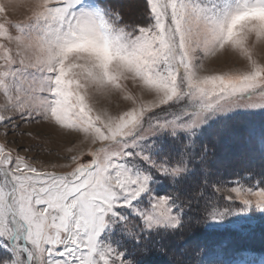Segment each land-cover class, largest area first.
<instances>
[{
  "label": "snow or ice",
  "instance_id": "1",
  "mask_svg": "<svg viewBox=\"0 0 264 264\" xmlns=\"http://www.w3.org/2000/svg\"><path fill=\"white\" fill-rule=\"evenodd\" d=\"M33 123L67 163L22 154ZM0 129V264H146L196 229L195 264H264V0H0Z\"/></svg>",
  "mask_w": 264,
  "mask_h": 264
},
{
  "label": "rangeland",
  "instance_id": "2",
  "mask_svg": "<svg viewBox=\"0 0 264 264\" xmlns=\"http://www.w3.org/2000/svg\"><path fill=\"white\" fill-rule=\"evenodd\" d=\"M23 2V0H22ZM120 3L125 5V12L135 15L136 13V6L141 2V0H119ZM27 14V9L24 7H20L15 13L12 14L13 19H23L25 15ZM231 64L230 60H227V58H222L220 60H216L215 58H212L205 62V70L207 72H214L218 70L225 69L227 66ZM115 101L113 102V107H115ZM3 129H0V133H2ZM32 132L33 136H24L21 138L19 136V132ZM236 143H239V138L233 134L229 137ZM13 137L10 135L8 137V140H12ZM17 141L22 143L24 147L32 146V151L29 153H22L28 155V157L31 159L32 157H36V163L38 167H48L49 170L51 163H58V164H64L67 163V160L65 159L66 156L70 155L66 149L68 147H72L73 144L69 143L66 138L61 137L54 129L49 128L47 125L43 124H27L22 125V128L17 131ZM4 142V137L2 134H0V143ZM75 145L77 147H82L80 145V141H75ZM244 147V146H243ZM242 148L241 146L239 149ZM236 148H231L230 153H226V155L221 156L219 160L217 161L219 166L228 164L229 166H232V170L235 167L232 162H229L227 157H230L233 154V151ZM84 160H87L88 157H83ZM229 159H233V157H230ZM233 161V160H230ZM58 172H66L69 169L67 168H57L55 169ZM184 246V245H183ZM186 246V245H185ZM202 256V253H201ZM201 256L197 257V260L201 258Z\"/></svg>",
  "mask_w": 264,
  "mask_h": 264
},
{
  "label": "trees",
  "instance_id": "3",
  "mask_svg": "<svg viewBox=\"0 0 264 264\" xmlns=\"http://www.w3.org/2000/svg\"><path fill=\"white\" fill-rule=\"evenodd\" d=\"M235 135L239 138V143L227 137L225 143L219 148L216 156L218 161L221 156L226 155L228 152L230 153L231 148H236L230 156L233 157V159L227 157L228 161L232 162L235 166L233 170L232 166L228 165L230 163L220 166L223 170L228 172L239 171L242 164L249 156V146L239 133H235ZM240 146L242 148L239 149ZM202 233L203 229H196L193 232L186 233L184 237L166 239L159 245L154 246L150 254L143 257V259L146 261V264H174L175 261L180 260L189 262V264H195L198 256L195 252H192V249L195 248L196 251L199 252L203 247ZM186 240L188 241L187 244L185 243ZM161 247L164 249L163 251L159 250ZM252 250L256 251L258 254L264 253V242L257 239Z\"/></svg>",
  "mask_w": 264,
  "mask_h": 264
}]
</instances>
